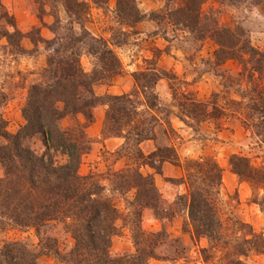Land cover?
Listing matches in <instances>:
<instances>
[{
  "label": "trees",
  "instance_id": "1",
  "mask_svg": "<svg viewBox=\"0 0 264 264\" xmlns=\"http://www.w3.org/2000/svg\"><path fill=\"white\" fill-rule=\"evenodd\" d=\"M64 1L69 21L62 24L57 19L50 28L55 37L47 40L46 44L52 47V51L48 55L47 67L41 71V82L30 87L22 109L25 123L15 134L0 128V165L4 171L0 177V264H40L38 258L41 254L52 256L60 264H149L151 259L170 261L167 254V257L157 254L158 249L164 246V233L144 231L141 213L137 210V206L155 208L159 200L153 176L144 175L141 168L149 166L160 173V166L165 162L183 167L184 175L176 181L187 186L188 194L178 198L187 210L192 237L207 239L217 255L220 254L216 264H247L245 259L250 253H264V233L255 232L233 214L224 218L226 212L220 198L222 169L214 159L188 160L183 164L174 147H158L149 154L142 151L141 144L156 140L162 126L169 127L165 132H174L170 128L173 112L161 108L159 96L153 92L158 80L166 73L161 75L154 68L150 69V74H134L138 86L139 81H143L140 88L144 91L146 115L139 112L132 95H106V100L98 96L96 85H110L113 78L123 72L114 47L125 43L93 36L84 27L86 18L83 15L87 12V5L77 0ZM109 1L95 0V3L101 5ZM208 1L167 0L163 10L146 14L139 9L136 0H116V12L120 23L131 29L142 22H155L158 30L154 34H160L168 41H172L168 33L160 32L162 23L172 27L173 35L181 32L182 39L196 47L212 41L216 46L215 67L228 60L240 65V75L245 82L240 97L247 99L246 107L252 105L261 117L255 124L256 131L263 130L264 52L252 46L248 31L241 26L225 25L220 9L204 10ZM240 1L231 0L234 5ZM262 2L264 0L256 3ZM1 21L14 28V33L6 34L9 43L13 36H22L14 17L0 2ZM84 54L96 59L91 73L82 67ZM173 97L177 100L178 117L183 122L191 119L202 123L220 119L225 113V109L212 100L201 102L188 94L179 98L175 91ZM106 104L108 110L102 136L123 138L125 142L117 154H123L130 163L125 170L110 174L111 189L103 184L102 174L84 176L79 171L83 156L91 150L92 140L87 129L95 123L94 110ZM165 112L162 118L159 117V113ZM80 116L85 118V122L80 120ZM66 119L72 122L71 126H63ZM244 121L246 128L255 123L246 118ZM35 140L41 142L42 148L37 149ZM58 154L64 156L63 163L56 160ZM229 164L240 180L262 193L256 204L264 213V162L255 167L247 157L232 155ZM110 190L119 194L136 191V209L131 220L133 254L113 257L110 253L112 238L117 232L116 221L120 218L108 193ZM55 224L62 225L73 239L69 252H62L58 238L48 234L47 230ZM32 229L37 236L38 249L24 241L1 242V236L10 230ZM177 245L179 241H172L173 248ZM201 252L206 254L207 249L202 248ZM208 257L205 256L206 259Z\"/></svg>",
  "mask_w": 264,
  "mask_h": 264
},
{
  "label": "rangeland",
  "instance_id": "2",
  "mask_svg": "<svg viewBox=\"0 0 264 264\" xmlns=\"http://www.w3.org/2000/svg\"><path fill=\"white\" fill-rule=\"evenodd\" d=\"M77 1L87 5V12L83 15L86 18L84 27L93 36L125 43L114 47L123 65V72L119 75H130L129 82L131 81L133 86L128 93L124 94L132 95L141 114L146 115L145 111H147L144 105V91L140 88L143 81H139L140 86H138L134 74L141 72L150 74V69L157 68L161 75L166 73L168 76L163 75V78L158 80L153 92L159 96L161 108L173 112L170 115V128L174 132H165L168 126H162L159 128L156 140L141 144L142 151L149 154L158 147H174L183 164L188 160L214 159L222 169L220 198L223 210L226 212L224 218L233 214L237 219L249 224L255 232L264 233V213L256 204L262 193L252 188L248 182L240 180L232 172L229 164L232 155L247 157L255 167L263 165L264 162V143L262 142L264 129L256 131L255 126L261 117L252 105L250 108L246 107L247 99L240 97L245 88V82L242 81L238 62L228 60L222 66L215 67L213 62L216 46L212 41H206L200 47H196L191 42L183 40L181 32L173 35L172 27L166 23L161 24L160 32L166 31L172 41L164 39L160 34H154L158 30L155 22L154 26L142 22L135 29L125 27L117 17L116 0H110L101 5H97L95 0ZM136 1L143 13L150 14L163 10L167 0ZM0 2L14 17V22L22 33V36H13L9 43L6 34L14 33V28L4 21L0 22V128L15 134L25 123L22 109L27 102L30 87L41 82V71L47 67L48 55L52 47L49 48L46 41L55 37L50 28L57 19L62 24L67 23L69 16L64 7V0H0ZM256 2L257 0H242L234 5L231 0H209L204 5V10L220 9L225 25L241 26L248 31L252 46L264 52V2L261 4ZM123 33L126 34L122 35ZM95 62L96 59L88 54H84L81 58L82 67L88 73L93 71ZM119 75L113 78L110 85L114 84V80ZM122 84L125 85L126 82ZM101 86L108 85H96V94L99 91L98 87ZM174 91L178 97L180 96L179 98L182 94H188L201 102L212 100L214 104L224 108L225 113L223 117L216 120L197 123L187 119V122H183L178 117L180 113L176 107L177 100L173 97ZM106 95L108 94L98 96L106 100L104 98ZM241 101L242 104L235 105ZM103 108H106V116L107 104L98 106L94 113L99 114ZM166 113H159V117L162 118ZM243 118L255 123L246 128ZM80 120L85 122L83 116H80ZM71 124L69 119L63 121L64 127H69ZM88 137L92 140L91 150L83 156L80 174L84 176L90 173L102 174L103 184L111 189L108 180L110 174L125 170L130 164L123 154H117L124 143L112 150L105 143L106 139L112 137L101 136L98 139L90 134ZM1 140L0 138V143ZM34 142L37 149L42 148L40 141ZM55 157L62 163L65 160L60 154ZM141 172L144 175L153 176L159 192V200L155 208L137 206V210L141 213V227L146 232L164 233V246L158 249L157 254L161 257L168 255L171 259L170 261L151 259L149 264H216L217 256L220 254L217 255L207 239L192 237L187 210L184 202L182 203L178 198L188 194L187 186L176 181L184 175L183 167L172 162H165L160 166V173L149 166L142 167ZM3 174L4 171L0 165V177ZM108 193L120 213V218L116 221L117 232L112 238L110 253L113 257L133 254L135 246L131 220L134 218L133 211L136 209V203L134 204L136 191H124L123 194H119L110 190ZM47 232L58 238L62 252L66 253L72 249L74 241L62 225L55 224ZM1 239V242L24 241L38 249V240L33 229L10 230L4 233ZM172 241H179V245L173 248ZM202 248L207 249L206 254L201 252ZM205 256L210 257L206 259ZM245 261L247 264H264V253L252 252ZM38 262L60 264L52 256L43 254L39 256Z\"/></svg>",
  "mask_w": 264,
  "mask_h": 264
},
{
  "label": "crops",
  "instance_id": "3",
  "mask_svg": "<svg viewBox=\"0 0 264 264\" xmlns=\"http://www.w3.org/2000/svg\"><path fill=\"white\" fill-rule=\"evenodd\" d=\"M148 25H153L154 26V22L149 21V22H144L143 24H147ZM134 66V63H133ZM129 74L126 75H119L115 80H114V84L113 85H108V86H101L98 87V95H121L124 93H128L133 84L131 83V81L129 82ZM128 81V83H127ZM126 82L125 85H123L122 83ZM105 110L106 108H103L102 111L99 114H95V123L93 125H90L87 129V133L90 134L92 137L94 138H98L100 139L102 136V127H103V123L105 120ZM106 145H108V147L110 146L112 150H115L117 148H119L123 143H124V139L120 138V137H112V138H108L105 140ZM151 153V151H150Z\"/></svg>",
  "mask_w": 264,
  "mask_h": 264
}]
</instances>
